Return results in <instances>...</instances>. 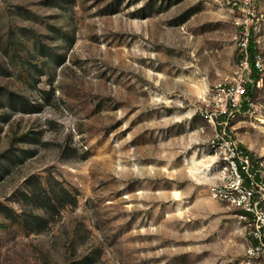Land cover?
<instances>
[{"label":"rangeland","instance_id":"1","mask_svg":"<svg viewBox=\"0 0 264 264\" xmlns=\"http://www.w3.org/2000/svg\"><path fill=\"white\" fill-rule=\"evenodd\" d=\"M240 1L0 0V264H264L210 193L213 131L198 111L239 70ZM259 73L235 125L264 163ZM29 180L77 204L34 207ZM2 207L47 224L25 230Z\"/></svg>","mask_w":264,"mask_h":264},{"label":"built area","instance_id":"2","mask_svg":"<svg viewBox=\"0 0 264 264\" xmlns=\"http://www.w3.org/2000/svg\"><path fill=\"white\" fill-rule=\"evenodd\" d=\"M236 10L239 70L230 80L211 88L198 111L213 131L207 147L214 154L217 169L210 193L237 209L248 236V257L264 263V163L242 143L235 125L254 106L250 85L259 84L260 79L253 76L249 48L261 17L257 0H241ZM254 65L259 72L264 67L258 51L254 53Z\"/></svg>","mask_w":264,"mask_h":264},{"label":"trees","instance_id":"3","mask_svg":"<svg viewBox=\"0 0 264 264\" xmlns=\"http://www.w3.org/2000/svg\"><path fill=\"white\" fill-rule=\"evenodd\" d=\"M249 50L251 56V65L254 71L253 76L256 79H259L260 73L259 71L256 70L254 65V53L257 51L254 36L251 39ZM249 95L250 96L253 95L251 91L249 92ZM18 97H19L18 99L22 102V105H24L25 102H27L26 97L24 96H18ZM21 110L28 111L25 109V107H23ZM30 184L31 185L34 184V188L31 189L30 191L23 192V195L25 196V199L34 207H41L44 208L46 212L54 213V211H57L58 206H63L66 203H70L74 205L77 204L76 197H73L71 195V192L66 188L62 187L60 189H57V191L53 190V193H50L49 191H47L42 187V183H40V181L38 180L35 183L30 182L29 180L27 185ZM2 210L9 220H11L13 223L18 224L20 227H22L25 230L26 229H29L30 231H37L38 229L43 230L47 224L45 223V219L43 218V216L39 214L31 213L29 215L26 211L22 213H17L7 207H2Z\"/></svg>","mask_w":264,"mask_h":264},{"label":"bare ground","instance_id":"4","mask_svg":"<svg viewBox=\"0 0 264 264\" xmlns=\"http://www.w3.org/2000/svg\"><path fill=\"white\" fill-rule=\"evenodd\" d=\"M188 163H189V162H188ZM191 171H192V170H191ZM193 171H194V170H193ZM193 171H192V172H193ZM198 171H199V170H198Z\"/></svg>","mask_w":264,"mask_h":264}]
</instances>
